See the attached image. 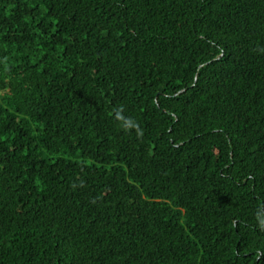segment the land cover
I'll list each match as a JSON object with an SVG mask.
<instances>
[{
    "label": "trees",
    "instance_id": "16d2710c",
    "mask_svg": "<svg viewBox=\"0 0 264 264\" xmlns=\"http://www.w3.org/2000/svg\"><path fill=\"white\" fill-rule=\"evenodd\" d=\"M0 264H264V0H0Z\"/></svg>",
    "mask_w": 264,
    "mask_h": 264
}]
</instances>
